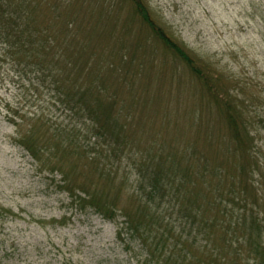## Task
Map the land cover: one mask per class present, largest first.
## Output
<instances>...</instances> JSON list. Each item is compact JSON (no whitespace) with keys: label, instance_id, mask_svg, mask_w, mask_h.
Here are the masks:
<instances>
[{"label":"rangeland","instance_id":"374dc122","mask_svg":"<svg viewBox=\"0 0 264 264\" xmlns=\"http://www.w3.org/2000/svg\"><path fill=\"white\" fill-rule=\"evenodd\" d=\"M143 1L151 19L174 41L219 73L222 91L247 101L246 117L254 121L253 150L264 163V0ZM68 5L78 30L67 41L66 53L77 58L80 67L93 53L90 71L83 78L98 74L107 80L105 89L116 93L114 117L124 126L120 134L125 145L120 149L131 151V156L115 161L112 152L105 162L104 152L99 159L104 162L98 166L83 158L80 148L58 151L55 160L44 158V166L36 164L15 142L44 122L51 128L76 123L80 143L91 146L93 140L85 137L81 121L65 112L50 77L0 41V207L6 212L0 215V264H138L143 260L138 258V241L131 242L127 235L118 239L112 222L71 203L61 189L62 175L46 171L47 162H56L75 186L103 191L115 198L117 206L127 207L131 183L118 187L128 177L133 180L141 155L155 158L156 165L164 156L188 155L176 170L189 171L190 202L195 207L217 188L227 189L228 180L220 175L215 179L214 170L227 169L234 161L231 135L200 82L143 23L133 0H69ZM36 12V27L50 22L45 7H37ZM63 25L53 22L56 31ZM131 57V77L122 86L115 79L124 74L122 60ZM37 131L36 144L43 147L46 136H41L51 132L45 126ZM116 142L113 147L119 146ZM107 164L118 171L114 182L102 173ZM227 172L231 176L232 169ZM165 203L158 202L171 230L167 233L178 240L177 210Z\"/></svg>","mask_w":264,"mask_h":264},{"label":"trees","instance_id":"16d2710c","mask_svg":"<svg viewBox=\"0 0 264 264\" xmlns=\"http://www.w3.org/2000/svg\"><path fill=\"white\" fill-rule=\"evenodd\" d=\"M133 2L136 14L143 23L167 51L189 68L224 116L231 135L229 147L235 157L230 165L232 168L229 167L232 169L231 176L227 172L229 168L223 170L224 166H216L214 177H225L223 179L228 180L227 189L217 188L212 197L206 198L208 200L192 206L190 196L193 187L189 171L178 173L176 170L190 158L188 155L185 158L164 156L157 160V165L154 164L155 158L141 155L138 161L140 167L135 166L133 180L128 177L118 187L125 188V182L131 183V190H127L131 204L127 207L117 206L115 198H109L103 191L75 186L56 162L48 161L50 167H46V171L62 175L61 189L71 203L112 222L118 239L127 235L131 242L138 241V258L143 257L138 264H264V163L253 150L254 139L250 130L254 128V121L246 117L247 101H239L227 90L222 91L219 73L192 56L184 45L174 41L153 21L143 0ZM68 4L69 0H0V41L13 54L30 60L31 66L39 73L50 77L51 84L59 89V93L54 94L64 105L65 112L68 110L71 116L81 121L85 126V137L93 140L92 145H89L90 142L80 143V138L76 136V123L51 128L45 122L38 128L45 126L51 133L45 131L41 136H46L43 147L36 144L38 128L19 136L15 143L41 166H44V158L55 160L58 151H78L80 148L83 158L97 162L98 166L110 161L112 152L115 161L124 156L130 158L131 151L120 149L121 145H125L120 134L124 126L118 124L114 117L116 93L105 89L107 80L98 74L90 80L83 78V73L90 71L93 53L88 55L81 67L77 58L68 57L66 53L67 41L78 30ZM40 6L47 9L50 22L36 27V11ZM57 20L63 21L64 25L56 31L53 22ZM125 60H122L125 64L121 70L124 71L123 76L115 79L122 86L127 85V78L131 77L128 67L132 66L134 57ZM114 141L119 146L113 147ZM104 152L108 159L99 162ZM202 159L198 155V160ZM113 167L111 164L101 169L104 168L102 173L109 182L117 179L118 171ZM158 202L176 208V221L180 226L178 240L169 235L171 232L167 233L170 228L167 229L168 223H165ZM4 212L0 207V215ZM119 218L123 220L119 221ZM162 223H165L164 229L161 228Z\"/></svg>","mask_w":264,"mask_h":264}]
</instances>
